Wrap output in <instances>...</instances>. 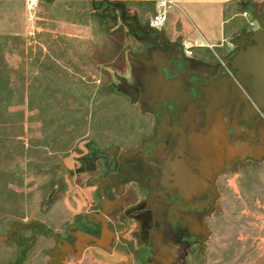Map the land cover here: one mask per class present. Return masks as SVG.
<instances>
[{"label": "flooded vegetation", "instance_id": "flooded-vegetation-1", "mask_svg": "<svg viewBox=\"0 0 264 264\" xmlns=\"http://www.w3.org/2000/svg\"><path fill=\"white\" fill-rule=\"evenodd\" d=\"M90 1L129 40L135 59L126 55L127 74L113 87L136 116L125 136L86 141L71 165L58 166L63 185L52 188L67 190L75 208L63 221L5 225L0 264H82L113 253L125 257L114 264H189L220 211L219 184L264 147V117L231 79L235 46L187 54L181 35L121 3ZM242 30L253 29L242 25L229 41Z\"/></svg>", "mask_w": 264, "mask_h": 264}, {"label": "rangeland", "instance_id": "rangeland-1", "mask_svg": "<svg viewBox=\"0 0 264 264\" xmlns=\"http://www.w3.org/2000/svg\"><path fill=\"white\" fill-rule=\"evenodd\" d=\"M10 1L21 4H12L17 33H0V233L22 220L69 217L73 198L52 188L63 185L58 166L71 165L86 141L125 136L136 116L135 106L113 87L127 74L129 40L112 22L90 14V0H34L32 21L24 0ZM248 7L260 13L264 0L232 7L228 38L242 25L257 28ZM227 177L219 184L220 211L209 221L198 260L189 264H264V157ZM108 257L97 254L82 264L125 259Z\"/></svg>", "mask_w": 264, "mask_h": 264}, {"label": "crops", "instance_id": "crops-1", "mask_svg": "<svg viewBox=\"0 0 264 264\" xmlns=\"http://www.w3.org/2000/svg\"><path fill=\"white\" fill-rule=\"evenodd\" d=\"M27 0H24V10ZM117 2L125 5L131 11H136L140 18L148 19L154 14L151 11L155 8L158 0H95L94 2ZM180 4L182 12H170L162 28L169 35L179 34L185 41L203 44L194 46L192 52L197 55L205 56L209 52L219 49L222 44H228V34L225 29L226 23L231 20L235 14L232 13V7L241 0H170ZM12 4L19 5L10 0H0V33H17L12 17ZM91 11L94 14L92 1H90ZM104 6V5H103ZM106 9V7H105ZM24 14V12H23ZM22 14L21 25H24V15ZM113 21V20H111ZM19 24L18 27L21 26ZM21 26V27H22ZM127 55V54H126ZM128 58H134L132 54ZM138 59V58H137ZM106 254H111L106 252ZM121 258V255L113 253L112 256ZM108 257V256H107ZM109 258V257H108Z\"/></svg>", "mask_w": 264, "mask_h": 264}, {"label": "water", "instance_id": "water-1", "mask_svg": "<svg viewBox=\"0 0 264 264\" xmlns=\"http://www.w3.org/2000/svg\"><path fill=\"white\" fill-rule=\"evenodd\" d=\"M248 11L257 28L249 32L242 30L236 40L229 41L235 48L231 51L227 64L231 79L241 96L250 101L253 112H259L264 117V16L252 7H248ZM259 149L260 151L255 150L248 155L253 160H261L264 147ZM49 199L50 197L47 201ZM15 224L28 226L20 222Z\"/></svg>", "mask_w": 264, "mask_h": 264}, {"label": "built area", "instance_id": "built-area-1", "mask_svg": "<svg viewBox=\"0 0 264 264\" xmlns=\"http://www.w3.org/2000/svg\"><path fill=\"white\" fill-rule=\"evenodd\" d=\"M26 2V9L28 14L27 20L32 21L34 17L35 3L34 0H27ZM172 11L182 12L180 4L170 0H158L156 3L155 12L149 18V25L154 28H161L165 24L170 12ZM196 45L202 46L203 44H198L196 42H189L185 40L183 42V47L187 54L192 53V49Z\"/></svg>", "mask_w": 264, "mask_h": 264}]
</instances>
